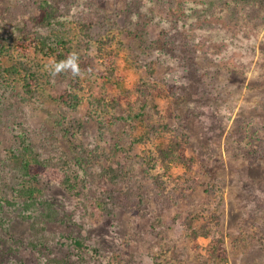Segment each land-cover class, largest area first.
Listing matches in <instances>:
<instances>
[{"label": "rangeland", "instance_id": "374dc122", "mask_svg": "<svg viewBox=\"0 0 264 264\" xmlns=\"http://www.w3.org/2000/svg\"><path fill=\"white\" fill-rule=\"evenodd\" d=\"M183 1L37 0L58 9L63 25L51 29L28 24L31 10L44 16L34 5L17 13L28 27L13 46L65 37L61 60L74 53L79 74H50L57 50L1 59L17 74L0 72V264H224L208 253L213 237L228 264H264V157L229 145L238 134L264 137V0H208L210 23L223 28L208 33L181 27ZM28 4L0 0L2 31H10L6 9ZM235 24L231 33L247 39L231 44L224 36ZM209 77L220 95L201 98ZM176 130L195 159L191 173L154 161ZM22 138L31 153L23 155ZM210 145L217 153L204 175L198 153ZM24 156L72 189L54 174L22 178Z\"/></svg>", "mask_w": 264, "mask_h": 264}, {"label": "trees", "instance_id": "16d2710c", "mask_svg": "<svg viewBox=\"0 0 264 264\" xmlns=\"http://www.w3.org/2000/svg\"><path fill=\"white\" fill-rule=\"evenodd\" d=\"M219 2V0H217ZM36 7L37 9H40L43 12V18L37 19L35 18L32 7ZM182 6V12H184V16H182L179 21L181 23V27L186 29V33H192L196 30H203L206 33L216 30V31H223L222 25L219 23H210V20L212 17L215 16V6L213 3L209 2L208 0H201L199 2H196V0H184L181 4ZM33 7V8H34ZM31 10L29 13V22L28 24L33 25L34 27H37L38 29L41 28H50L54 24H57L58 26H62L63 23L56 17V14L58 13V9L52 5H49L47 2H40L38 3L37 0H29V4L27 6H17V8H9L6 9L5 18L3 19L5 22V25L10 27V31L5 33L2 31V28H0V72H3L5 75L8 74L10 77H13L17 74V71L15 70L14 66H10L8 69L4 70L2 68L1 59L4 58L10 51L17 53L21 55V53L28 52L32 49H35L36 51L40 53H48V56H53L54 53L57 50V54L53 57L58 60V62L62 61L61 59H64L63 53L69 50V40L62 36H57L54 41L46 40L44 38H38L35 42H26V39L20 38L18 40L19 46L15 47L13 46L15 43H13V40L11 39L14 35H18L22 33L23 29L26 28V25L28 27V24L26 22H21L18 19L19 14H21L22 10ZM228 16L230 20H235L236 16H234V12L232 10H229ZM231 25V24H229ZM237 25L235 24L234 28L226 29V35L224 36V40H230L231 44L238 42L240 38L247 39L245 35H242L240 32L237 33L239 35L238 37L231 33L234 31H237ZM195 29V30H192ZM235 29V30H234ZM234 30V31H233ZM192 41L196 42L197 45L195 47H201L202 39H195L194 37H191ZM13 43V44H11ZM17 48V49H16ZM206 54V53H203ZM111 55L109 54L108 58ZM107 59L106 61H108ZM105 68L107 70V75H111L114 73V70L110 66V64H106ZM205 87L201 85L200 91H201V98L206 97V94L208 92L212 93V95L219 94L220 90L215 89V85H213L212 78H207L204 80ZM203 87V88H202ZM219 87V85H218ZM169 88L171 90H176V86L174 84H170ZM214 88V89H212ZM205 89L208 91L205 92ZM203 91V92H202ZM174 94V92H173ZM215 99H217L215 97ZM62 104L65 106L66 102H62ZM264 108V105H263ZM179 121V124L184 125L183 121L184 118L176 117ZM177 131V130H176ZM178 135L175 138L171 137L169 138L166 143H164L161 146H158L156 148V159L154 161L158 162L164 171L168 170L169 167L174 165H180L185 172L191 173L193 171V168L195 166V159L194 158H187L184 153V140L182 132L179 130L176 132ZM246 135L238 134L237 135V141L236 142H230L229 145L232 148H236L238 150L237 154L244 155L242 151L246 153L247 156H251V159L261 158L264 157V137L254 136L251 140H246ZM22 143L24 145V154H27L28 152L31 153V149H28V144L26 143L25 138H22ZM252 141V142H251ZM245 144V145H244ZM184 147V148H183ZM26 152V153H25ZM217 153L216 147L214 145H210L207 150L203 152H199L198 156L202 158L203 163H197L199 165L198 169L202 172L204 175H209V161L212 159V157ZM21 158L20 164H19V170L20 175L24 179L28 180H38L42 177H52V174H54V181H57L69 189L71 188L68 183H66V179L62 174H59L56 172V169L50 168L47 164L43 163L40 159L34 158L32 160V163L29 162H22V160L25 158ZM51 172V174H50ZM199 181V177L197 175H193V180L191 181V184H189V191L195 189L197 182ZM206 190L211 192L213 190L212 186L205 185ZM72 189V188H71ZM207 193V192H206ZM209 194V193H208ZM49 220H52V218H49ZM37 234L35 230H32ZM199 234L197 232V237ZM206 236V235H203ZM208 236V235H207ZM73 242L74 247H81V242L78 239L71 240ZM67 243V238H66ZM68 245V244H67ZM208 253L209 255L217 261H221L224 264L227 263L225 250L222 246V240L219 237H213L208 245ZM37 261V259L35 258ZM57 264H62L61 260H64L63 258L57 259ZM25 264V263H22Z\"/></svg>", "mask_w": 264, "mask_h": 264}, {"label": "clouds", "instance_id": "9594fccd", "mask_svg": "<svg viewBox=\"0 0 264 264\" xmlns=\"http://www.w3.org/2000/svg\"><path fill=\"white\" fill-rule=\"evenodd\" d=\"M78 57L73 53L66 60L60 61L58 63H53L49 67L50 74L55 76L63 71L70 70L73 76L79 74V68L77 65Z\"/></svg>", "mask_w": 264, "mask_h": 264}]
</instances>
